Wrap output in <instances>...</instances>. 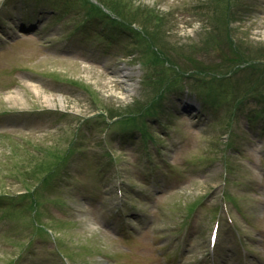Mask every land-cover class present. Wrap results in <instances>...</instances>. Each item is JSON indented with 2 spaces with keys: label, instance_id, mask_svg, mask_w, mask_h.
I'll use <instances>...</instances> for the list:
<instances>
[{
  "label": "rangeland",
  "instance_id": "1",
  "mask_svg": "<svg viewBox=\"0 0 264 264\" xmlns=\"http://www.w3.org/2000/svg\"><path fill=\"white\" fill-rule=\"evenodd\" d=\"M0 264H264V0H0Z\"/></svg>",
  "mask_w": 264,
  "mask_h": 264
},
{
  "label": "trees",
  "instance_id": "2",
  "mask_svg": "<svg viewBox=\"0 0 264 264\" xmlns=\"http://www.w3.org/2000/svg\"><path fill=\"white\" fill-rule=\"evenodd\" d=\"M90 5H91V7H92V10H94L93 8H96V9H98L100 12H101V9L99 8V6L97 7L94 3H90ZM157 58V60H160L158 57H156ZM179 76H181V75H179ZM170 88V86L168 87V86H163V87H161L159 90H157L156 91V96H157V98H159V100H161V99H163V98H165V93H166V91L168 90ZM159 93V94H158ZM157 103V102H156ZM113 112H115L114 110H112ZM152 112H153V110H152V108L149 106H146V107H143L142 108V106H141V108L140 109H138L137 111H131V112H128L127 114L126 113H123V114H117V115H120V117H121V115H123L124 116V118H125V120H124V123H125V125L126 126H128V127H133L134 126V124L136 123V119H137V117L138 116H142V115H150V114H152ZM114 113H112V115H113ZM135 114H137V115H135ZM116 115V114H115ZM54 171H55V169H51V171H49L48 172V174L49 175H47L46 177H44L43 178V180H42V182L45 184V185H47L48 183H49V178L52 176V174L54 173ZM30 197H33L34 198V200H32V203H31V205H32V208H34V205L36 204H38L39 203V201H38V196L35 198V194L34 193H32L31 191L29 192V194H28Z\"/></svg>",
  "mask_w": 264,
  "mask_h": 264
}]
</instances>
